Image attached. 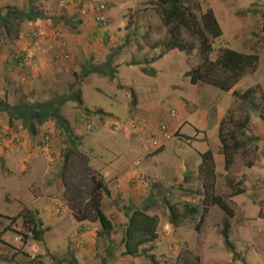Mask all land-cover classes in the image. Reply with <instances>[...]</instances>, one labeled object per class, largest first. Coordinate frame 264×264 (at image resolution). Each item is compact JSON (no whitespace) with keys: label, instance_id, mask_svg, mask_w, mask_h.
I'll use <instances>...</instances> for the list:
<instances>
[{"label":"rangeland","instance_id":"374dc122","mask_svg":"<svg viewBox=\"0 0 264 264\" xmlns=\"http://www.w3.org/2000/svg\"><path fill=\"white\" fill-rule=\"evenodd\" d=\"M155 1L0 0V53L6 55L19 51V42L34 46L42 41L49 43L51 48V55L46 59L51 64L49 68H60L57 77L50 75V70L42 76H32L30 66L27 70H11L9 73L3 70L5 75L0 74V87L4 90L0 92V132L4 138L23 133L28 144L38 142L41 149L48 145L49 151L39 153L44 155L43 159L60 160L56 165L59 169H62L64 153L69 151L67 172L61 173L71 188L74 186L73 194L78 197L86 187L77 186L83 182L79 181L82 179V165L79 156L71 152L78 151L86 156L89 166L90 158L95 164L99 160L102 165L94 168L101 173L109 168V164L101 160V149L94 150L92 143L100 131L110 136L124 132L128 138L143 133V120L136 116L133 105L132 93L136 95L134 88L138 85L135 77L126 72L150 70L152 73L146 85L151 89L150 100L156 110L151 112L147 122L151 129L144 138L152 149L149 155L138 159V165L134 167L142 164L148 169L144 173L141 169L138 171L140 185L137 183L135 188L129 185L130 195L119 193L116 196L115 190L113 195L103 194L102 207L112 219L115 230L109 237L110 245L108 239H100L96 260L99 264L104 261L106 264L150 263L144 256L124 254V237L130 215L126 209L130 208L145 209L148 214L158 217L156 239L143 248L154 254L159 264H178L182 256L188 257L191 264H264V0H199L204 7L214 10L223 30V36L213 42L214 56L223 47L260 55L258 71L235 88L241 94L251 90L252 102L262 105L259 111L231 92H222L203 83L192 84L187 73L198 65V51L191 55L174 51L157 63L150 61L161 50L149 48L145 34L149 33L153 42L164 38L166 33ZM101 6H105L108 19L105 30L98 28L96 21ZM35 29L41 30V38L33 39L28 35ZM58 53L68 54L69 59L56 61L54 56ZM133 61L142 64L130 66ZM145 61H150V65ZM109 66L116 70L114 79L110 76ZM78 94L84 99L85 109L92 112L90 119L94 127L91 131L80 120L81 111L74 100ZM54 101H58L56 105L52 104ZM38 104L48 106L38 108ZM22 105L25 107L19 108ZM172 110L176 117L170 116ZM44 111L49 117L40 124L36 121L37 112L44 114ZM56 113L66 120L69 114L75 117L76 127L70 125L76 137L74 145L70 146L64 129L58 127ZM27 116L35 120V133L26 125ZM246 116L250 117L249 125L236 127ZM162 122L168 125L170 137L162 148L157 149L153 137H160V133H155ZM235 127L245 143V151L234 156L228 171L219 133L222 128L227 133ZM102 146L106 154L107 146ZM108 150L111 154L115 152ZM206 152L212 154L214 172L204 171L209 162L204 163L201 155ZM202 164L203 171H200ZM6 166L0 157V212L13 218L31 202L29 197H46L47 193L38 192V189H45L47 183L41 174L37 175L34 177L37 188H30L34 195L22 194L17 179L11 174L6 175ZM125 166L126 163L124 168L118 167L117 172L124 173ZM3 185L9 189L3 190ZM238 188L244 193L234 195ZM216 196L224 198L233 208V218H228L215 204ZM65 201L72 212L69 202ZM191 208L196 213L186 214ZM172 209L180 216L175 224L171 220ZM225 220L230 222L229 236L235 252L224 242ZM6 228L9 230L1 238L10 246L0 242V264L12 261L16 264L73 263L72 254L55 252L54 256L45 253L32 257L28 253L25 256L23 248L15 253L20 244L14 240L17 234L12 229L25 233L27 228L22 219L12 223L8 218L0 217V230ZM103 241L106 242L105 252L102 250ZM50 246L53 247L51 239ZM12 256L15 260L10 259Z\"/></svg>","mask_w":264,"mask_h":264},{"label":"trees","instance_id":"16d2710c","mask_svg":"<svg viewBox=\"0 0 264 264\" xmlns=\"http://www.w3.org/2000/svg\"><path fill=\"white\" fill-rule=\"evenodd\" d=\"M155 5L158 17L162 26L166 29V33L164 38L154 40L153 42H151V35L149 33L145 34L149 48L152 50H161V53L150 61L156 62L162 59L166 54L174 51L188 55L198 51L200 55L199 63L187 73V76L190 77L192 84L203 83L215 87L222 92H231L233 96L247 100L251 106H253L254 110L259 111L262 105L252 102L253 92L251 90L247 91L245 94H241L235 90V88L243 79L253 75L258 71L261 63L260 55L257 53L239 52L232 48L223 47L219 50L217 55L214 56L215 49L213 47V42L223 36V30L214 10L210 7H204V5L199 0H156ZM103 12L100 10L97 12L96 21L99 26L98 28L105 30L108 23L106 12L104 13L105 21L102 22L98 20V18L102 16ZM29 16L32 17L31 15ZM150 61H145L144 63L149 64ZM140 64H142V62L133 61L129 65L134 66ZM109 69L112 74H107L114 79L116 70L111 66H109ZM132 95L133 105L135 106V93H132ZM74 100H76L79 107L83 106L80 94H78ZM57 102L58 101H54L52 104L56 105ZM6 106L9 109L16 111V108H11L8 105ZM47 106L48 105L45 104L37 105L38 108ZM23 107L25 106L22 105L19 108ZM80 109L84 110L83 108ZM52 110L54 109L52 108ZM87 113L89 115L92 114L90 111H87ZM96 113L100 114L101 111H96ZM37 115L36 121H38L40 124H44L49 117L45 111L44 114L43 112H37ZM56 117H58L57 119L59 121L58 127L64 129V133L69 139L70 146L74 145L76 137L73 135L72 130L70 129V122L57 113ZM34 121L35 120L33 118L28 117L26 122V125L30 127L33 133H35V128L33 126ZM249 122L250 117L246 116L242 122L236 125V127L240 125V128H246L249 125ZM160 127L161 125L159 126V129ZM236 127L227 133L222 128L220 129L219 133L222 144V154L224 155L225 159V169L228 171L233 165L234 156L238 152L245 149V143H243L240 139L239 131L236 129ZM155 137L156 136H154L153 139ZM68 153L69 151L63 155L62 172L64 173L67 172L70 161L71 155ZM71 153L75 154L77 157L79 156L78 158L80 159L82 165V179L79 181L82 180L83 182L78 183L77 186L86 187V191H83L78 197H75L73 194L74 186L71 188L66 176L62 174L63 185L66 189L65 200L69 202L72 214L78 222H98L100 224L98 238L108 239V243L110 245L111 241L109 240V237L115 230V225L112 219L103 211L102 197L103 194L110 196L111 192L102 174L97 170H93L89 166V160H87L86 156L78 153V151H72ZM201 156L204 163L209 162L204 171L214 172L215 166L211 152H206ZM203 166L204 164L201 165L200 171H203ZM243 193L244 190L238 188L234 195H240ZM71 201L73 203H70ZM214 202L228 218L234 217L233 208L224 198L221 196H216L214 198ZM126 212H128L130 215L124 237L126 248L124 254L132 257L144 256L149 260V264H159L155 258V255L143 248L145 245L153 243L156 239L155 236L157 235L159 227L158 217L148 214L147 210L145 209L127 208ZM195 213L196 211L193 208L187 209L186 212V214L189 215ZM0 217L8 218L12 223H16L19 219H22L24 227L32 232V237L28 236L26 233L17 232V230L14 229H12V231L17 234L15 239L17 236H21V242L24 245L31 240L35 242L43 241L45 231L41 229L42 224L38 218L37 211L28 207H24L20 214L16 217L10 218L2 215L1 213ZM171 220L172 224H175V222L180 220V216L175 209L171 210ZM229 228L230 222L229 220H225L224 230L222 232L224 242L231 251L235 252V247L230 240ZM8 230L9 228L0 230V242L4 245L10 246L8 242L1 238V235H3ZM23 254L28 256L26 252H23ZM104 262L106 263V261ZM178 264H191V262L189 261L188 257L185 258L182 256Z\"/></svg>","mask_w":264,"mask_h":264},{"label":"crops","instance_id":"0c3cea01","mask_svg":"<svg viewBox=\"0 0 264 264\" xmlns=\"http://www.w3.org/2000/svg\"><path fill=\"white\" fill-rule=\"evenodd\" d=\"M41 43L42 41H38L34 46H31L28 42H19L17 47L19 51H25L27 53L29 57L27 66H30V74L32 76H42L44 73H47L50 70L49 74H53L55 77H57L60 68H49L51 64L46 60L51 55L49 43ZM9 59L10 54L2 55L0 53L1 75L3 73V75H5V71L6 73H9L11 70L18 71V69H11ZM149 65L150 63L148 66ZM150 72L152 73V71L145 68L140 71L134 70V72H126V74L128 73L129 75H133L135 77V83L138 85L134 88L136 91V105L134 106V109L136 116L143 120V133L136 138H128L127 135L125 136L124 132L120 134L115 133L110 136L109 134L100 131L99 133L101 134H97V137H95L92 142L94 145V150L99 148L101 149V160L107 161L109 164V168L101 171V174L105 178L106 184L112 195L114 190L116 196L119 193H123L124 196L127 194L130 195L129 192L132 190H129V185L133 186L134 188L136 187L137 183L140 185L141 176L138 174V171L141 169L144 173L148 169V166H142V164L141 166H137V168L134 167H136L135 164H137L138 159H143L144 156L149 155V151L152 149H150L147 143H145L144 138L146 133L151 129L150 125L147 124L149 118L151 117V112L156 110V107L154 108L152 106V101L150 100L153 94H150L151 89L149 87L147 88L146 85V83L149 82L148 76L151 74ZM120 74L121 72L118 73V75ZM2 91L4 90L0 87V92ZM114 95H116V93ZM83 101L84 99L82 100L83 106L78 108L80 111L82 110L80 108L85 109ZM72 109H74V107H72ZM102 112L105 113L103 110ZM108 113L110 112L108 111ZM67 119L70 122L71 127L75 128L77 124L75 123V117L73 114H69ZM26 138L27 136L25 134L22 133L20 136H18V133H16V135L9 139V141L0 142V157H3V161L6 162V175L11 174L17 179L16 182L19 185V189H22V194L28 193L30 195L32 193L30 192V188L33 186L34 188H37V183H35L34 177L40 174L43 176V180L45 183H47V186L45 189L43 188L45 191L39 188L38 192H46V197L39 198L40 196H37L33 197V199L29 197L28 200H31V202L27 203L26 206L37 211L38 218L42 224L41 229L45 232L42 242L29 241L24 245L21 241L14 239L20 244L19 247H16L17 249L15 250V253H18L19 250H22L23 248V251L32 257L37 255L44 256L45 253H50L53 256L56 253H61L64 255L72 254L73 263L59 261L60 264H87V262L88 264H99L98 260H96V258L99 257L98 251L100 249V239H102L98 238V231L100 230L99 223L78 222L74 218L72 212L69 211L64 199L66 189L63 185L61 173L62 169H59L56 166L60 164V160L52 161L48 160L47 157L46 159H43L42 157H44V155L39 153L42 151L40 147L41 144L38 142L35 143L36 145L31 143L28 144ZM14 141H17V143L14 147H11ZM102 144L107 146L106 154L103 151ZM8 146L11 148L10 151L7 150ZM108 149H113L115 152L113 151L111 154ZM90 159L92 160L90 166L93 169H96L94 167H97L99 164L102 165L99 160L95 164L93 163V158ZM124 163H126L124 173L119 174V172H117L118 167H120V169L124 168ZM144 163H146V161ZM53 164L55 165L53 166ZM42 182L43 181L40 183ZM2 189L7 190L9 189V186L3 185ZM1 191L2 190H0V192ZM32 195L34 194L32 193ZM1 214L4 215V213ZM50 239L52 241L53 247L50 246ZM106 249V242H104L102 250L105 252ZM73 251H75V253H73ZM10 259L15 260V257L12 256ZM7 264L16 263L12 261L7 262ZM100 264L106 263L101 262Z\"/></svg>","mask_w":264,"mask_h":264},{"label":"built area","instance_id":"2783aa9c","mask_svg":"<svg viewBox=\"0 0 264 264\" xmlns=\"http://www.w3.org/2000/svg\"><path fill=\"white\" fill-rule=\"evenodd\" d=\"M104 11L102 13V16H100L98 18L99 21L104 22L105 21V17H104V13H105V7L101 6L100 8H98L97 11ZM31 38L34 39H39L40 36H42V32L40 30H32L29 32L28 34ZM54 59L56 61L58 60H65V59H69V55L68 54H63V53H58L55 55ZM10 61L12 63V67L14 69H24L27 66V55L24 52H13L10 56ZM175 115V111H171V116ZM82 118L84 120V124L86 125L88 130H92L93 129V124L91 123L90 117L86 114L82 115ZM2 137V134L0 132V138ZM169 138V132H168V127L165 123L161 124L160 127V137L159 138H155L153 141V145L156 147H161L163 141H166ZM45 150L49 151L50 149L48 147L45 148ZM28 236L32 237V232L28 229L25 232ZM16 240L21 241V236H17Z\"/></svg>","mask_w":264,"mask_h":264},{"label":"clouds","instance_id":"9594fccd","mask_svg":"<svg viewBox=\"0 0 264 264\" xmlns=\"http://www.w3.org/2000/svg\"><path fill=\"white\" fill-rule=\"evenodd\" d=\"M35 30H40V29H35ZM41 31V30H40ZM42 37V36H41ZM40 37V38H41ZM34 39V38H33ZM16 52H24L26 55H27V53L25 52V51H16ZM13 53V52H12ZM12 53H10V56H11V54ZM56 55V54H55ZM55 57V56H54ZM10 60V59H9ZM27 60H29V57H28V55H27ZM58 61H60V60H58ZM27 65H28V61H27ZM10 67H11V69H14L13 67H12V63H11V61H10ZM27 67L28 66H26L24 69H18V70H27ZM15 71V70H14ZM87 111L88 110H81V115H80V120H81V122L83 123V125L86 127V125L84 124V120H83V118H82V115L83 114H86V115H88L89 117H90V115L87 113ZM172 111H174V110H172ZM170 116H171V112H170ZM171 117H176V112H175V115L174 116H171ZM91 120V119H90ZM92 123V122H91ZM162 124V123H161ZM160 124V125H161ZM167 125V124H166ZM94 127V126H93ZM132 127H136L135 125H132ZM167 127H168V125H167ZM86 129H87V127H86ZM88 130V129H87ZM88 131H91V130H88ZM168 132H169V128H168ZM158 133H160V129L158 128V132H156V134H158ZM169 137H170V133H169ZM156 138V137H155ZM154 138V139H155ZM9 139H11V138H4L3 137V135H2V137L0 138V141H2V142H7V141H9ZM169 139V138H168ZM168 139L166 140V141H168ZM154 141V140H153ZM166 141H163V143H162V145H161V147H156L157 149H160V148H162L163 147V144L166 142ZM16 143H17V141H14L13 142V144H12V146L11 147H14L15 145H16ZM46 147H48L49 148V146L47 145ZM45 147V148H46ZM50 149V148H49ZM7 150H11V148L8 146V148H7ZM42 150L43 151H45V149H44V147L42 146ZM47 151V150H46ZM138 165V164H137Z\"/></svg>","mask_w":264,"mask_h":264}]
</instances>
